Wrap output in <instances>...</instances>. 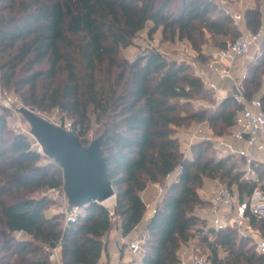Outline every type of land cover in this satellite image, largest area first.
<instances>
[{
  "label": "trees",
  "instance_id": "trees-1",
  "mask_svg": "<svg viewBox=\"0 0 264 264\" xmlns=\"http://www.w3.org/2000/svg\"><path fill=\"white\" fill-rule=\"evenodd\" d=\"M256 3L244 10L245 29L255 30L261 23ZM149 21V33L161 27L162 34L168 31L196 50L206 44L205 33L234 39L240 33L209 0H0V82L29 106L58 107L72 119L70 131L82 145L88 144L85 135L92 118L115 190L112 209L87 203L67 224L62 212L46 214L50 201L40 193L63 188L62 169L38 154L24 133L10 128L4 109L0 264H51L42 245L58 242L60 264H97L105 249L102 236L114 221L121 235L128 236L146 209L140 192L149 183H162L178 167L181 173L165 186L145 224L139 263L178 264L179 247L198 235L210 264H264L251 238L230 225L207 226L197 215L207 202L198 194L205 178L235 187L240 199L256 187L264 195V164L255 166L257 180H244L243 157L240 168L231 154L206 156L210 145L205 141L184 154L174 136L179 128L205 121L221 135L234 127L240 104L229 94L213 108H196L194 102L210 100L211 92L190 65L169 60L155 48L132 60L121 56ZM226 45L218 40L215 48ZM248 73L244 97L252 99L262 87L258 97L264 107V57ZM248 217L264 237V219ZM19 229L25 236L16 239L13 232Z\"/></svg>",
  "mask_w": 264,
  "mask_h": 264
},
{
  "label": "built area",
  "instance_id": "built-area-1",
  "mask_svg": "<svg viewBox=\"0 0 264 264\" xmlns=\"http://www.w3.org/2000/svg\"><path fill=\"white\" fill-rule=\"evenodd\" d=\"M209 1L222 11L223 14L229 16L235 25L242 23L244 11L235 6L240 0H234V3L230 0ZM263 37V22H261L255 30L246 29L240 31L237 37L233 41L227 43L225 47L217 48L208 53V59L204 67L198 69L195 74L201 80L203 86L212 91L217 89L216 83L212 80V76H215L219 80L227 79L232 83L234 99L240 104V108L236 112V128L232 131V137L236 141L245 142V148H235L233 143L231 144L219 137H216V141L217 145L224 147L228 153H234L244 158L245 166L242 175L244 180H257L255 166L257 163H261V160L256 158L255 151L264 152V107L259 98H252L250 100L245 99L242 92V76L236 77L232 70L238 60L247 55L251 47ZM184 47V50L188 52L190 48ZM12 104L13 99L11 98L10 92L0 82V108L10 109L12 111V115L15 118V129L23 127L24 124L25 119L19 112V108L21 107H25L43 117L40 110H36L33 107L24 104ZM197 105H201L200 102H197ZM29 134L34 138V142H30L31 147L41 156H46L40 141L30 133V127ZM183 134L184 144L188 146H191L195 142L205 139L211 140V138H213L205 136L200 125L191 127V129H188ZM175 173H181V168L178 167ZM171 174L172 173L166 174L164 179L166 180L171 177ZM215 181L214 188L205 193L209 208L214 213H217L220 208H228L230 219L229 222L224 223L216 216L213 220V227L219 229L225 225L233 226L240 236L251 238L255 243L256 251L264 255V237L261 235L258 228L251 225L248 217L252 215L256 219H264L263 193L256 187L250 194L240 199V194L235 187H229L225 183L218 182L217 179ZM156 184L159 194L162 195L164 192V185L158 182H156ZM45 196L47 198L60 199L65 202V208L62 210L64 224L77 218L79 207L68 203L63 188H49L46 190ZM154 212L155 208L153 209V213ZM13 236L19 239L25 236V232L19 229L13 232ZM127 248L132 256H142L141 240L139 238L130 239L127 242ZM60 249V242L54 246L48 244L42 245V250L51 264H60ZM177 255L178 264H210L205 256L195 254L188 249L180 251Z\"/></svg>",
  "mask_w": 264,
  "mask_h": 264
},
{
  "label": "rangeland",
  "instance_id": "rangeland-1",
  "mask_svg": "<svg viewBox=\"0 0 264 264\" xmlns=\"http://www.w3.org/2000/svg\"><path fill=\"white\" fill-rule=\"evenodd\" d=\"M230 1H232V3H234V0H230ZM259 1H261V3H262V10H261L262 14H261V16H262V22L264 23V0H259ZM257 4L258 3H256V0H240V2L237 3L235 6L237 8H239L240 10L244 11L248 5H253V7H254ZM151 26H152V23L149 21L146 24V26L136 34V36L132 40L131 45H129L128 47H126L120 51L121 56H123L124 58H127L129 60H132L141 51L150 50V49L155 48V49L159 50L169 60H175L177 63H185V64L190 65L193 73L196 74V71L198 69L203 68V66L207 62L208 58L206 57V55L216 49L215 46H216V43L218 42V40H226V43H229L232 41V39H234V38H229V37H225V36L223 37L221 35L213 36V35H210L208 33H205L206 44L202 45V47L199 50H196V49L192 48L191 45L189 44V42L185 39L177 38L176 35H171V33H169L168 31L165 35L162 34L161 29H160L161 27H158L153 32L149 33L148 30ZM236 28L243 30L244 29L243 23L236 25ZM184 46L190 48L191 50L189 49L188 52L185 51ZM262 57H264V37L260 41L256 42V44L251 47L249 53L247 55H245L244 57H242L237 62V63H240L239 66L242 67L240 76H242L241 84H242V92H243L244 96H245V93L247 91L246 84H245L244 80H245V77H247L249 74L248 73V67L257 61L262 60ZM261 81H262V78H261ZM263 85H264V78H263ZM203 87L207 92H211L210 93L211 99L205 100V101L204 100L195 101L194 106L196 108H198V107L213 108V106L215 104H217L221 99H218L215 97L214 91L207 89L205 86H203ZM5 88H7V87H5ZM261 89H262V87L260 88V91H258L255 94V96L252 98H259L258 94L261 92ZM7 90L10 92L11 98L13 99L12 105H18V104L27 105L22 101V99L20 98V96L17 92H15L11 88H7ZM233 92H234V90L232 89V92L230 94H233ZM197 102H200L201 105H197ZM27 106H29V105H27ZM29 107H32V106H29ZM33 108H35L36 110H40L43 117L47 121L54 123V124L61 125L66 130L70 131V128H71L70 125L72 123V119L70 117H68L64 112H62L58 107H53V108L48 109V110H42L36 106H33ZM7 110H8L7 113L6 112H4V113L7 114L6 120H7L8 125L10 126V128H12L16 132L24 133L30 142H34V138L29 134L28 123L24 120L23 127L19 128V129H15L16 128L15 127V118L12 115V111L10 109H7ZM3 111H4V109L0 108V114ZM198 125H200L205 136H210L213 138L215 137L214 139L211 138V140H207V139L202 140V141L208 142V144L210 145V148L207 150L205 155L206 156L207 155L225 156L227 154H231L232 160H235L237 162V165L240 166V168H241V165H240L241 162H240L239 156L237 154H234V153H228L224 147H220L219 145H217V141H216V137H219V138L225 139L227 142H230L232 144L234 142V139L232 137V131L236 128L235 125L232 129L225 130L221 135L216 134V132H215L216 130H212L208 126V123L206 121L205 122H196V123L192 124L191 126H189L188 128H179L174 132V136L177 138V141H178L179 149L182 152H184V154H190L191 153V150H192L191 148H192L193 144H195L197 142L193 143L191 146L184 144V141H183L184 134L183 133L185 131H187L188 129H191V127L198 126ZM97 136H98V128H97V125L93 122V119L91 118L90 125H89L88 131L85 135V138L87 139V142L89 143L91 140H93ZM239 143L243 144L241 142H239ZM233 146L235 148H239V149L241 148V146L235 145V143H233ZM213 180H216V179H213ZM217 181L219 182L220 180L217 179ZM220 182L224 183L222 181H220ZM200 187H202V186H200ZM40 194L46 195V190ZM48 199L50 201V204H49L48 209L45 211L46 214L50 215L52 213L62 212V210L65 208L66 204L63 200L53 199L51 197H48ZM114 204H115V198H113V203L110 206H106V207L109 209H112L114 207ZM208 206L209 205L207 202L203 203L201 205V208H200L202 210H198L197 215L202 217V213H204L202 211H204V209H207ZM116 222L117 221H114V224H113L111 229L115 228ZM212 224H213V222H212L211 218L206 220L207 226L212 225ZM194 232H197V231L194 230ZM203 233H206V229L200 233V236ZM238 235H239V233H238ZM197 236L198 235H196L193 239L190 240L189 244H187L186 249L192 251L195 254L206 256L208 254V249L206 248L205 244ZM133 262H134V264H140L139 259H137L135 257H134Z\"/></svg>",
  "mask_w": 264,
  "mask_h": 264
},
{
  "label": "water",
  "instance_id": "water-1",
  "mask_svg": "<svg viewBox=\"0 0 264 264\" xmlns=\"http://www.w3.org/2000/svg\"><path fill=\"white\" fill-rule=\"evenodd\" d=\"M19 112L28 123L30 133L42 144L44 154L61 167L63 190L69 204L80 207L97 202L104 205L103 201L115 198L100 148V136L82 145L71 131L62 126L25 107L19 108Z\"/></svg>",
  "mask_w": 264,
  "mask_h": 264
},
{
  "label": "crops",
  "instance_id": "crops-1",
  "mask_svg": "<svg viewBox=\"0 0 264 264\" xmlns=\"http://www.w3.org/2000/svg\"><path fill=\"white\" fill-rule=\"evenodd\" d=\"M254 3V2H253ZM253 5H248L246 8H252ZM259 8L262 10V3L259 1ZM262 14V11H261ZM243 22V21H242ZM261 22H262V16H261ZM242 24V23H241ZM246 30L245 28L240 31ZM217 49V48H216ZM240 63H236V65L233 67V74L236 77H239L241 74L242 67L239 66ZM204 67V66H203ZM212 80L216 83L217 89L215 92V97L218 99H222L223 97L229 95L232 92V83L229 80H218L215 76H212ZM230 82V83H229ZM239 142L243 143L240 144ZM235 145L241 146V148H245V142L243 141H236L234 140ZM256 158L258 160H261V163L264 164V152H257L255 151ZM176 177V173H172L171 177L168 179H164L162 181V184L165 186L171 182ZM215 180L211 178H205L202 183V187L198 188V194L200 198L203 200H206V194L208 191L212 190L215 186ZM140 196L146 206L145 212L143 214V217L141 221L134 227L132 232L126 236L123 237L120 232V227L118 221L116 222V226L114 229H110L106 234L102 236V241L104 243V250L102 252L101 257L98 260L97 264H134L133 260L135 256H132L128 252L127 248V241L132 238H139L141 242L146 237V231H145V224L147 220L152 216L153 209L156 207V204L158 200L160 199L161 195L159 194L158 187L156 183H149L141 192ZM202 210V209H199ZM202 218H205L208 220L211 218L212 222L214 218L217 216L221 219L222 222L227 223L230 219V214L228 208H220L217 213H214L211 211V209L208 208L204 209L202 211ZM54 214V213H52ZM213 225V224H212ZM187 248V244H182L178 252L184 250ZM137 259H141V257H135Z\"/></svg>",
  "mask_w": 264,
  "mask_h": 264
},
{
  "label": "bare ground",
  "instance_id": "bare-ground-1",
  "mask_svg": "<svg viewBox=\"0 0 264 264\" xmlns=\"http://www.w3.org/2000/svg\"><path fill=\"white\" fill-rule=\"evenodd\" d=\"M112 203H113V198H110V199L103 201V204L105 206H110Z\"/></svg>",
  "mask_w": 264,
  "mask_h": 264
}]
</instances>
